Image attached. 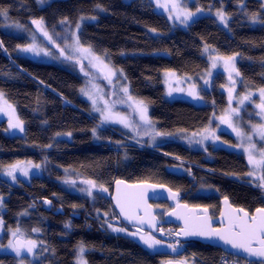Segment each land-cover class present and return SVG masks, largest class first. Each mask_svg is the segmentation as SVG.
I'll use <instances>...</instances> for the list:
<instances>
[{
    "label": "trees",
    "instance_id": "obj_1",
    "mask_svg": "<svg viewBox=\"0 0 264 264\" xmlns=\"http://www.w3.org/2000/svg\"><path fill=\"white\" fill-rule=\"evenodd\" d=\"M204 1L223 8L228 29L205 15L185 29L171 31L165 16L147 0H52L42 7L36 0H0V9H7L13 20L40 33L32 20L42 18L50 34L63 26L60 21L65 17L73 24L81 16H96L83 25L81 44L91 45L98 54L107 53L110 63L124 71L131 93L149 104L158 129L172 135L159 150L155 148L160 153L116 151L114 147L122 144L124 134L117 127L97 125L88 102L79 96L83 77L72 66L17 54V47L26 40L2 30L0 15V92L24 127L23 136H7L6 122L0 120V167L25 159L42 168L40 175L28 181H0V217L5 229L21 227L38 243L39 258L33 264H76L75 253L81 243L87 264H160L177 256L148 251L132 238L106 230L95 218L96 210L114 213L110 201L114 179L189 191L184 198L187 204H200L211 216L217 212L218 200L225 197L247 211L264 208L263 189L246 180L248 166L241 155L221 146L190 149L184 140L173 136L203 129L224 105V97L215 86L211 96L200 103L168 101L163 92L162 71L196 75L206 69L205 45L222 55L239 56L237 67L244 86H264V0H243V10L241 0ZM252 13L258 14L256 22L250 19ZM163 156L192 164L197 171L174 166ZM68 175L95 181L97 187L92 192L95 190L96 198L69 191L65 187ZM200 185L212 188L213 194L194 197L195 187ZM46 200L51 201L50 206ZM58 207L63 214H54ZM70 213L78 216L71 218ZM187 247L196 264H218L222 254L218 248L197 242ZM0 264L17 261L11 254H0Z\"/></svg>",
    "mask_w": 264,
    "mask_h": 264
},
{
    "label": "rangeland",
    "instance_id": "obj_2",
    "mask_svg": "<svg viewBox=\"0 0 264 264\" xmlns=\"http://www.w3.org/2000/svg\"><path fill=\"white\" fill-rule=\"evenodd\" d=\"M36 1L37 4L42 7L52 0H44V3H40L39 0ZM147 1L152 4V8L156 12L161 13L165 16L164 18H166L169 22L171 31L175 28L185 29L193 22L190 21L187 25H185L181 24L180 20L178 19L170 18V12L168 9H170L172 6L171 0H159V4L157 3V0ZM175 2L178 4L179 9L191 11L193 13H196L197 9H201V11L195 16L194 21L202 16L207 15L213 17L218 26L225 30L228 29V24L227 26H225L219 21L218 17L216 16V12L218 10L224 11L222 7H213V5H211V2L206 3L204 0H175ZM202 2L206 3V6L201 5ZM165 5H167V7H165ZM175 15V11L171 12L172 17H175ZM81 17H79L73 24L63 25L59 27L58 30L51 31L49 35L53 37L55 43L49 41L47 38H44L43 34L38 32L36 29H33V27L25 26L23 25V23L17 20H13L12 17L9 16L8 12L6 16H2L1 26L2 30L12 33L15 36H21L26 40L24 44H21L19 46L35 44L37 48L36 52H23L17 47V54L23 55L35 61L63 66H72L77 70L79 75L83 77V82L79 89V96L83 100L88 102L92 114L97 117V125L103 129H111L112 126L117 127L121 131L120 133L124 134L123 141L119 142L122 144L114 147L116 151L134 149L138 151L149 152L152 154L160 153V151H155V148L159 150L158 147L169 141L172 135H156V133L162 132L158 129V125L156 124L157 122L152 118L150 114L151 108L147 102H145L144 100L142 101L141 98H138L131 93L125 73H123L124 71L121 73L119 71L121 68L110 63L111 61L107 55L102 53L98 54L93 51L95 55L101 57L104 64H107L109 68L116 71V74L114 76H111L110 79L106 78L108 77V71L107 69H103V66L100 65L99 62L93 60L92 63H89L88 59H83L79 56L78 53H74V49L73 47H71V45H73L75 37L72 34L76 33L77 35H79L85 23L93 22L96 19V16H94L95 19L87 16H83L85 17V19H81ZM77 23L80 24L79 30L76 29ZM17 24L23 25L24 28H17ZM53 33L55 35H53ZM57 45H59V47H57ZM83 46L88 47L86 45ZM61 49H64L63 54H61ZM204 49L205 46L203 48V55L205 56L204 58L207 59V67L199 74L182 75L178 74L174 70L162 71L161 77L165 98L168 101L185 100L200 103L199 101H203L204 98L208 97V95L211 96L213 87L215 86L217 92L219 94H222L224 97V105L221 109H219L220 111L212 117L208 125H206L203 129L197 131H188L187 133L186 131L173 133V136L177 137L178 139L184 140L185 144L190 147V149L201 150L205 149L208 146H221L229 150V152L231 151L241 155L247 163L248 174L253 171V166L248 162L249 151H247L246 149L251 150L250 145L255 144V150L251 151L252 155L256 159H260L259 152L264 151V139H262L253 128L254 125L264 124V114H258L260 113V109L257 107V105L261 103L260 93L258 90L264 86L258 88H248L243 85L241 77L237 76L235 72L231 71V65H226L225 60L221 59V57L226 58L235 54L222 55L211 46L209 47V50L207 52H205ZM67 56H73V59L68 60L66 59ZM235 56V67L236 69H238L237 66L239 63V56L237 54ZM214 61L215 67L213 66ZM81 63L83 64L84 71H81ZM94 64H96L97 66L93 67ZM218 75L220 76V80L218 79ZM125 87L128 88L127 94L123 91ZM81 89H84L85 91L82 92ZM85 92L88 93V95H85ZM249 93L251 94V98L249 100H245L244 103L241 104V99ZM129 96L131 97V99H129ZM93 100H95V104H93ZM210 100L213 101L212 98ZM4 101H7L5 96H3V99H0V109H3V111H0V120H4L6 122L4 134L7 136H23L24 130L21 132L19 129L9 128V121L10 119H12V117L10 115V109H8L7 105L10 103L7 101V104H5ZM141 101L147 107V116L151 121L150 125L145 124L144 121L141 120V114L137 109V103ZM232 109H236L237 111L232 112ZM102 114L110 115L111 119L104 121ZM15 116L18 118L16 111ZM120 118H125L126 123L131 125V127H126L125 123L120 122ZM234 129L239 130L242 135H237V131H235ZM222 134H227L228 138L222 137ZM163 157L166 160H169L170 164L174 166H182L179 165L177 161L173 160L174 158H167L166 156ZM18 162L20 168L27 169L28 175L25 176L23 172H21L18 168L14 173V175L16 176V180H13L12 177L7 174V172L9 166L17 164ZM35 165H39L40 167L36 168ZM41 171V164L34 163L25 159H20L19 161L16 160L1 165L0 181L4 179L11 182H20V180L28 181L32 176L40 175L42 173ZM210 172L208 171L209 174ZM205 173L207 174V172ZM263 173L264 171L257 169L255 172V176H248L247 174H245V177L250 184L262 188L259 185L264 182H262L259 178L263 175ZM67 179L74 180L76 182L75 184L67 183V185H65V187L69 191L79 194L80 196L89 197L87 191H81V189L86 190L90 187L87 183H85L86 180H83L78 176L73 177L70 175L66 177V180ZM262 189L264 193V188ZM92 190L91 196L95 199L96 193L95 190L93 192ZM199 192L209 193L211 192V188L200 185ZM46 205L50 206V204ZM0 211H2L1 206ZM105 213L106 212L96 210L95 218L97 217L99 221H101L100 223L104 225L106 230L110 231L111 233L122 234L124 236L130 237L148 251H164L170 254L177 255L172 258L163 259L160 264H165L166 261L170 260L181 262L183 261L184 264H196L194 255L186 252V250H188L187 244L192 242L184 243L180 241L177 237L175 226L161 227L159 231H161L163 235H154L146 231L140 232L125 227L122 224H118V216L115 214V212L113 214H111L112 212L107 213V216L104 215ZM108 220L116 222L117 225L108 222ZM0 221H2L1 217ZM105 221H107V223H105ZM108 224H112L116 228H123L126 231L115 232L108 227ZM3 226L4 225L2 221V223H0V254H11L12 257L14 256V258L16 259L17 264H33L38 261V243L33 238H30V236H27V234L23 229H21V227L5 229V227ZM17 229H19V231L15 236H13L12 233ZM131 233L139 234L133 236L131 235ZM148 234L154 236L155 239L160 241V243L155 245L153 248H149L143 243L142 240H140V235L147 236ZM17 236L21 238L23 237L25 241V246H23L24 248L20 250L19 253H17L16 249L12 246V241ZM10 241L11 245L9 243ZM29 242L35 243V247L31 252L27 251ZM77 256L78 248L75 253L76 264Z\"/></svg>",
    "mask_w": 264,
    "mask_h": 264
},
{
    "label": "snow or ice",
    "instance_id": "obj_3",
    "mask_svg": "<svg viewBox=\"0 0 264 264\" xmlns=\"http://www.w3.org/2000/svg\"><path fill=\"white\" fill-rule=\"evenodd\" d=\"M40 3H44V0H39ZM157 3L159 4V0H157ZM171 8L168 9L170 12V18L172 19H178L180 20L181 24H185L187 25L190 21H194L195 16L197 15V13H199L201 11V9H197L196 13H193L191 11H187V10H182L179 9L178 4L175 2V0H171ZM100 6L97 5V8H99ZM165 7H167V5H165ZM262 9H264V4H262ZM244 8H246V5L243 4V0H241V9L243 10ZM175 11L176 15L175 17L171 16V12ZM0 15H7V9H0ZM216 16L218 17L219 21L224 24L225 26H227L228 24V15L222 11V10H218L216 12ZM81 19H85V17H81ZM92 19H95V17H92ZM250 19L252 20V22H256L258 19V14L257 13H252ZM32 24L36 25V27L43 33V36L46 37L49 41H52L53 43H55V41L53 40V37L51 35H49V33L45 30L44 27V22L43 19H39V20H32L31 21ZM60 23L62 25H68L70 24V21H68V18L65 17L63 20L60 21ZM17 28H24L23 25H16ZM80 28V24L77 23L76 24V29L79 30ZM27 30V29H25ZM151 31L155 32V29H152ZM75 39L73 42V45H71V47H73L74 49V53H78L80 57H82L83 59H88L89 63H92L93 60L99 62L100 65L103 66V69H107L108 71V77L109 78L111 76H114L116 74V71L109 68V66L107 64H104L103 60L101 59L100 56L95 55V53L92 50V46L89 45L88 47H84L81 42H80V38L79 35H77L76 33L72 34ZM2 41H0V46H2ZM57 47H59V45H57ZM18 48L23 51V52H36L37 48L35 46V44H29L26 46H18ZM209 50V46L205 45V49L204 51L207 52ZM64 49H61V54H63ZM105 55H107V53H105ZM66 59L68 60H72L73 56H67ZM221 59L225 60L226 65H231V71L235 72V74L237 76H240V72L238 69H236L235 67V59L236 56H229V57H221ZM97 65L94 64L93 67H96ZM213 66L215 67V61L213 62ZM81 71H84V67L83 64L81 63ZM121 73L123 72L122 69L119 70ZM231 79V76H230ZM82 92H84V89H81ZM124 93H128V88L125 87L123 89ZM260 93V99H261V103L259 105H257V107L260 109V113L258 114H264V87L260 88L259 90ZM85 95H88V93L85 92ZM3 92H0V99H3ZM251 98V94L249 93L248 95H245L240 103L243 104L245 100H249ZM129 99H131V97L129 96ZM230 100H231V95H230ZM5 104H7V101H4ZM93 104H95V100H93ZM8 109H10V115L12 117V119H10L9 121V128L12 129H19L21 132L24 130L23 129V121L19 120L16 116H15V109L12 107V105L8 104L7 105ZM137 109L141 114V120L144 121L145 124L150 125L151 121L149 120L148 116H147V107L143 104V102H138L137 103ZM0 111H3V109H0ZM236 109H232V112H236ZM103 115V114H102ZM111 119L110 115H103V120L107 121ZM120 122L125 123L126 127H131V125L126 123V119L125 118H120ZM228 122V121H225ZM254 130L256 133H258L260 135V137L262 139H264V124H260V125H254L253 126ZM235 131H237V135H242L241 132H239V130L234 129ZM93 135L96 134V129H93ZM147 134V133H145ZM57 135H60L59 133ZM68 135H71V133H69ZM156 135H166L164 133H156ZM47 147H51V145H48ZM250 149L251 150H255V144H251L250 145ZM247 151H249V157H248V162L249 164H251L253 166V171L248 173V176H255V172L257 169L264 171V151H260L259 155H260V159H256L253 155H252V151L246 149ZM36 168H39V165H35ZM19 168V170L21 172H23V174L25 176L28 175V171L26 168H20L19 162L17 164L11 165L9 166L8 172L7 174L9 176L12 177L13 180H16V176L14 175V173L16 172V170ZM262 182H264V175H262L259 178ZM66 183H71V184H75L76 182L74 180H69L66 181ZM85 183H87L90 187L88 189H81V191H87L89 195H91V190L93 188H96L97 185L95 183V181L89 180L86 181ZM120 183V182H118ZM260 187L264 188V183H261L259 185ZM104 191H107V189H103ZM178 195V193H174L173 194V199L176 198V196ZM225 202H227V197H225ZM46 204H50L51 201H45ZM0 205H2V201H0ZM117 205L120 207V212L122 215H124L127 219L131 220L134 218H138V217H134L132 215H129V212L126 211L125 209V205L120 201V199H117ZM75 207V206H74ZM137 208L140 207L139 204L136 205ZM205 211H207V209H205ZM239 213H243V215L241 216ZM105 216H107L108 214L105 213ZM141 222H143V219L141 218ZM0 223H2V221H0ZM105 223H107V221H105ZM187 224V221H186ZM65 227H71L70 225H65ZM108 227L111 228L113 231L115 232H124L126 231L123 228H116L114 227L112 224H108ZM19 231V229H17L16 231H14L12 234L13 236H15L17 234V232ZM139 233H131V235L136 236ZM177 235H184V236H189V235H199V236H203V237H219L221 240H223L225 243L227 244H231L232 247L237 248V249H242L245 253H247V255L249 257H255V258H259L258 260V264H264V208H257L256 209V214L255 215H249L246 211H244L243 209H239L237 214L234 217H230L229 218V227L226 229H213L210 225V223H208L207 218L204 219L203 223L195 230H182L180 233H177ZM140 240L143 241V243L145 245H147L149 248H153L155 245L159 244L160 241L155 239L154 236H152L151 234H148L147 236L145 235H140ZM11 245V241L9 242ZM255 245V246H254ZM13 247H16L14 245H12ZM35 247V243L34 242H29V246L27 247V251L31 252L32 249ZM16 251L17 253L20 252V248L16 247ZM85 252V245L83 243H81L78 247V256H77V264H87V261H85L83 259V254ZM251 264H257L256 261L251 262Z\"/></svg>",
    "mask_w": 264,
    "mask_h": 264
},
{
    "label": "water",
    "instance_id": "obj_4",
    "mask_svg": "<svg viewBox=\"0 0 264 264\" xmlns=\"http://www.w3.org/2000/svg\"><path fill=\"white\" fill-rule=\"evenodd\" d=\"M120 182V183H118ZM177 193L165 184H156L151 182H127L122 179H114L112 182V190L110 195V201L112 209L118 216V224H122L125 227L132 228L140 232H149L154 235H163L160 230L161 227L175 226L176 233H180L182 230H195L197 229L207 218L213 229H226L229 227V218L234 217L241 207H236L225 198L221 199V206L216 216L211 217L207 208L202 206H189L185 203H176L178 195L173 199V194ZM117 199L125 205L126 211L129 215H132L134 219H127L120 212V207L117 205ZM167 202L174 205L164 213L163 218L159 219L156 215V209H154L153 203ZM140 207L137 208L136 205ZM262 208V207H258ZM207 209V211H205ZM257 209V208H256ZM256 209L252 213L246 211L250 216L256 214ZM63 214V210L58 207L54 210V214ZM241 216L243 213H239ZM71 217H77L78 214L70 213ZM141 218L143 222H141ZM187 221V224H186ZM182 242H197L202 245L212 246L218 248L221 252L232 254L241 259L253 262H258L259 258L249 257L242 249L232 247L231 244L225 243L219 237H203L199 235H177ZM12 244L19 247L22 250L25 245L23 237H15ZM255 246V245H254ZM16 247H13L16 249ZM165 264H184L183 261L170 260L166 261Z\"/></svg>",
    "mask_w": 264,
    "mask_h": 264
},
{
    "label": "flooded vegetation",
    "instance_id": "obj_5",
    "mask_svg": "<svg viewBox=\"0 0 264 264\" xmlns=\"http://www.w3.org/2000/svg\"><path fill=\"white\" fill-rule=\"evenodd\" d=\"M199 187L200 186H196L195 187V190H194V197H200L201 195L202 196H208V195H212L213 194V189L211 188V192H209V193H200L199 192ZM208 188V187H207ZM207 191H209V190H207ZM177 193H178V198H177V200H176V202H175V204L176 203H185V204H187V202L184 200V198L186 197V195L188 194V193H190L189 191H176ZM197 195V196H196ZM222 199V198H221ZM221 199L220 200H218V209H217V212H216V214L214 215V216H216L217 214H218V212H219V209H220V206H221ZM153 205H154V209H156V215L159 217V219H161V218H163V216H164V213L166 212V211H168L169 210V208L171 209V207H173L174 205H171V204H169V203H167V202H159V203H153ZM187 205H189V204H187ZM189 206H195V207H197V206H200V204H194V203H192L191 205H189ZM202 206V205H201ZM202 207H204V206H202ZM209 211V210H208ZM253 212V210L252 211H249V213H252ZM210 213V212H209ZM211 215V214H210ZM214 216H211V217H214ZM116 218V217H115ZM101 222V221H100ZM108 222H110V223H113V224H116L117 225V223L116 222H112V220H108ZM130 229H132V228H130ZM25 246V245H24ZM223 253V252H222ZM231 257H233V258H238V257H236V256H234V255H232V254H229ZM239 259V258H238ZM246 261V260H245Z\"/></svg>",
    "mask_w": 264,
    "mask_h": 264
},
{
    "label": "built area",
    "instance_id": "obj_6",
    "mask_svg": "<svg viewBox=\"0 0 264 264\" xmlns=\"http://www.w3.org/2000/svg\"><path fill=\"white\" fill-rule=\"evenodd\" d=\"M173 160L177 161V163H179V165L189 167V169L197 170L196 166H193L192 164H189L187 162H183V161L178 160V159L177 160L173 159ZM205 172H208V170H205ZM218 264H251V262L244 261V260H241L238 258H233L229 254L222 253L220 255V257L218 258Z\"/></svg>",
    "mask_w": 264,
    "mask_h": 264
}]
</instances>
